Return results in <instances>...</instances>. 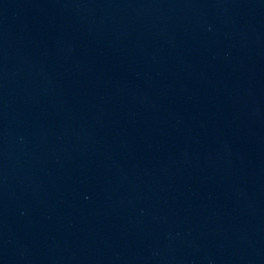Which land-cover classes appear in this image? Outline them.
Wrapping results in <instances>:
<instances>
[{"label":"water","instance_id":"95a60500","mask_svg":"<svg viewBox=\"0 0 264 264\" xmlns=\"http://www.w3.org/2000/svg\"><path fill=\"white\" fill-rule=\"evenodd\" d=\"M0 264H264V0H0Z\"/></svg>","mask_w":264,"mask_h":264}]
</instances>
